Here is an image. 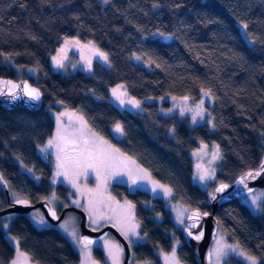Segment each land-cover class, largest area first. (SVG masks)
<instances>
[{
	"label": "trees",
	"instance_id": "obj_1",
	"mask_svg": "<svg viewBox=\"0 0 264 264\" xmlns=\"http://www.w3.org/2000/svg\"><path fill=\"white\" fill-rule=\"evenodd\" d=\"M67 37L93 41L109 55L110 66L97 62L89 73L55 69L52 56ZM4 57L35 74L20 75ZM0 77L29 79L44 98L37 111L0 106V172L12 197L35 202L52 191L51 167L37 147L54 132L48 109L58 104L80 110L91 130L135 158L171 187L174 201L191 209L211 210L209 191L193 174L191 150L199 142L216 143L221 150L219 183H232L264 156V0H0ZM119 84L139 100L191 99L208 92L210 120L190 126L160 115L157 103L146 104L142 113L121 109L108 100ZM32 167L38 178L26 172ZM56 189L66 199L71 193L63 184ZM111 190L115 199L135 205L145 237L133 246L136 261L162 264L159 252L171 251L178 240L180 261L198 264L164 199L121 183ZM0 201L8 205L1 186ZM215 215L227 239L264 264V201L254 213L236 198ZM3 225L0 217V264H7L15 248ZM8 232L37 264L80 261L67 236L55 227L36 226L27 215L10 221ZM95 255L101 258L97 250ZM223 264L244 262L230 255Z\"/></svg>",
	"mask_w": 264,
	"mask_h": 264
},
{
	"label": "rangeland",
	"instance_id": "obj_2",
	"mask_svg": "<svg viewBox=\"0 0 264 264\" xmlns=\"http://www.w3.org/2000/svg\"><path fill=\"white\" fill-rule=\"evenodd\" d=\"M62 49L63 51H61ZM97 49L100 52L106 53L91 40L67 37L52 56L53 66L55 69L63 72L64 74L77 69H81L88 73L92 72V67L97 62L106 66H110L109 55L106 53L108 59L105 61L98 55L94 54V51ZM54 57L62 58V67L57 66L56 61L53 59ZM89 60L91 61L90 68L88 64ZM3 61L11 66L14 65L11 58L4 57ZM15 69L20 75L35 74L34 69L23 68L17 65L15 66ZM120 85L123 84H119L111 88V93L108 100L121 109H128L135 113H142L145 111L146 104L157 103V112H159L160 115H163L164 117H177L180 120H186L190 126L203 124L210 120L209 107L213 104V97L208 92H202L198 97L187 100L177 97H163L160 99L148 98L145 100H139L133 97L123 85L122 90L127 93L126 99H134L140 102V106L135 107L129 103L121 105L119 101L112 96V89L117 88ZM96 97L101 98L99 96ZM201 101H203V104H201ZM48 110L51 114L52 120L54 121V132L44 144L37 147V153L39 156L42 154V152L47 153L50 156L49 166L51 167L52 174L50 177V187L52 191L47 199L53 204L54 207L66 204V198H64L65 200H63V198L59 199L57 198L58 195L56 194L59 193V191L56 189V186L62 183L69 189V192H71L67 197V199H69L67 200L68 203L84 209L89 214L90 227L100 229L106 225V223H112L127 238L133 247L138 242H143L145 237L140 232V225L136 217V208L132 201L126 198L119 200L113 197L111 187L114 183H121L129 186V189L131 190L143 189L148 191L153 197H160L164 199L167 208L171 212V216L176 227L183 231V229L187 226V216L191 208L185 204H181L173 200V193L170 186L155 179V177L147 168L142 166L135 158L119 149L112 142V140L105 138L91 130L86 117L80 110L59 104L55 106V108ZM58 127L61 129L62 135L66 137L68 143H61L59 148L55 144L52 147H47L49 140L56 136ZM115 133L118 135L121 134V132L116 131V126ZM92 135L103 138V140L107 141L110 146L118 149L124 157L130 158L128 162V169L131 170L132 174H128V169L121 168L119 169L120 174L108 175L104 169H101V176L108 175L106 186L104 185L103 181L97 177L96 172L92 169H88L86 174L78 175V173L83 171V167L75 166L72 163V158L78 155L76 149H82L84 146V141L90 139ZM169 135H171V133ZM213 153H218V158L213 159ZM221 155V150L216 143L211 144L208 142H199L191 150V156L193 158L194 179L202 188L207 189L209 193L214 192L215 187L219 183L217 180V171L218 165L221 161ZM61 162H64L66 165L64 169H61V171H67V176L57 175V166ZM24 169L25 168H23V170ZM25 170L30 176L38 178L35 175L34 167L27 168ZM141 170L146 171L147 178H144V173ZM111 171L114 170H109V172ZM201 175H204L205 179H200ZM133 179L136 180L135 184L132 182ZM154 182H158L160 185L165 186V188L170 189V194L164 192L159 187H155ZM154 187L155 190H153ZM12 198L16 199L17 197L13 196ZM241 199L254 213H259L262 209V204L264 201V189H257L241 197ZM128 202L134 206L131 209V214H129V209L126 206ZM3 205L4 203L0 201V210L7 207H3ZM17 215L18 214L8 213L5 216H0L1 221L3 220L4 224L7 225V227L3 226L6 236L15 248L14 257L7 264H36L29 258L30 256L20 248L18 240L8 232L10 221H12ZM30 216L34 224L38 227H47L49 224L48 221L44 219L42 212L39 209L35 210ZM41 221H43V223ZM181 221H183V223H181ZM132 224L137 225L135 234L128 231ZM56 228L65 236H67L73 247L79 253L80 261L78 264H93V262H95V264H114L113 257L109 255V252L111 251L116 253L117 249L120 250L118 253L119 264H123L124 248L118 243L112 234H108L94 246L84 247L80 244V218L74 211H69ZM217 240L220 241L221 247L229 245L231 246V248L225 247L227 255L221 258L220 264H223L230 255H234L242 259L244 264H252V261L248 259V257L251 256L240 250L235 244L231 243L227 239L225 233H223L220 229L218 230L217 238L214 242L212 250L217 246ZM178 244L179 242L176 240L171 251L159 252L162 264H169V260L167 258L171 256L173 251H175L176 257L180 264H183L178 257ZM233 248H235L236 251H233ZM95 250L99 251L101 258L96 257ZM241 253H243V255H241ZM136 263L149 264L143 261H137ZM212 264H216L215 257H212ZM256 264H258L257 260Z\"/></svg>",
	"mask_w": 264,
	"mask_h": 264
},
{
	"label": "water",
	"instance_id": "obj_3",
	"mask_svg": "<svg viewBox=\"0 0 264 264\" xmlns=\"http://www.w3.org/2000/svg\"><path fill=\"white\" fill-rule=\"evenodd\" d=\"M170 40L171 35H166L165 41ZM0 81H11L13 84L19 85V89H13V91L16 92L15 98L7 94L0 95V106L10 110L24 107L31 111H37L42 108L44 103L43 93L41 89L32 84L29 79L15 80L8 77H0ZM26 85L31 88L39 89L40 98L38 100L32 99L23 93L22 89ZM11 87V84L4 85L0 83V90L5 93H7ZM41 159L48 161L47 154L42 153ZM262 164H264V156L257 167L240 174L232 183H218L214 192L208 193L207 196L206 204L211 207L210 211H202L198 208L189 210L187 216V226L183 229L182 235L185 242L194 250L195 258L198 264H212V258H209V253L212 251V247L219 230L218 219L215 215L218 208L223 203L236 198H241L257 189H264V169L261 168ZM250 172L252 173V176H246V174ZM257 173H259V175H257ZM242 177H245L244 184L238 183ZM221 185H227V187L224 188L222 192H218L217 189L220 188ZM0 186L4 189L11 202L10 205L0 210V216L8 213L26 214L36 210L37 208H41L45 218L53 225H56L64 219L65 214L68 211L74 210L80 215L79 239L82 246L89 247L96 245L102 238L106 237L109 233H112L118 239L119 244L124 248L123 263L136 264L134 262V254L131 244L114 224L109 223L100 229H95L90 227V216L84 209L77 206H66L60 213H58L56 208L47 198L41 199L35 203H32L31 200L24 197L11 200L8 183L1 172ZM249 189H251V191H249ZM17 200L24 201L25 203H17ZM53 212L55 213L54 216L52 215ZM196 212L200 213V219L196 222L197 226L190 229L189 225L193 224L190 216ZM204 213H208V215H204ZM190 231L192 233L191 235H189ZM199 233H203L202 238L200 240H196L195 236ZM85 239L92 241V243L85 244Z\"/></svg>",
	"mask_w": 264,
	"mask_h": 264
},
{
	"label": "snow or ice",
	"instance_id": "obj_4",
	"mask_svg": "<svg viewBox=\"0 0 264 264\" xmlns=\"http://www.w3.org/2000/svg\"><path fill=\"white\" fill-rule=\"evenodd\" d=\"M245 28H247V25H244ZM63 51V49L61 50ZM94 54L98 55L101 57L103 60L107 61L108 57L106 53L100 52L98 49L94 51ZM56 61L57 66L62 67V62L60 57H54L53 58ZM139 59V57H137ZM89 68L91 67V61H88ZM0 83L4 85H9L11 84L12 87L8 90L7 93L3 92L0 90V95H10L15 98L16 92L13 91V89H19V85L13 84L11 81H0ZM123 85L118 86L117 88L112 89V96L115 97L116 100L119 101L121 105L125 103H129L134 105L135 107L140 106V102L136 101L134 99H126L127 93L122 90ZM23 93L27 96H29L32 99L38 100L40 98V92L39 89L31 88L30 86H25L22 89ZM185 100L188 98L185 97ZM201 104H203V101H201ZM199 107V106H198ZM199 114V113H197ZM116 131L117 132H123V128L121 125L117 124L116 126ZM61 143H68L66 137L62 135L61 129L58 127L57 128V133L56 136L49 140L47 147H52L54 144L59 148ZM76 151L78 152V155L74 158H72V163L77 166V167H83V171L78 173L79 174H86L88 169H92L96 172V175L98 178H100L104 185L106 186L107 184V179L108 175H118L120 174L119 169L124 168L128 169V162L130 158L124 157L123 154L119 152L118 149H115L114 147L110 146L107 141H104L103 138L98 137L96 135H92L90 139L84 141V146L82 149L77 148ZM218 158V153H213V159ZM59 159V157H58ZM134 163V162H133ZM58 171L57 175H64L67 176L68 173L67 171H61V169H64L66 167L64 162H61L58 164ZM199 167V166H198ZM261 168L264 169V164L261 165ZM101 169H104L105 172L108 173V175L101 176ZM109 170H114L109 172ZM144 173V178H147V173L145 170H141ZM128 174L131 175V170L128 169ZM259 175V173H257ZM246 176H252V173H247ZM200 179H205L204 175L200 176ZM245 177H242L241 180L238 182L240 184H244ZM134 184L136 183V180L133 179L132 181ZM155 187H159L162 189L164 192L169 193L171 192L170 189L165 188V186L160 185L158 182H154ZM246 186V185H245ZM155 187L153 190H155ZM227 185H221L220 188L217 189L218 192H222L224 188H226ZM251 191V189H249ZM255 199V198H254ZM17 203H25L24 201L17 200ZM127 208L129 209V214H131V209L134 207L131 205L130 202L127 203ZM52 215L54 216L55 213L53 212ZM204 215H208V213H204ZM190 219L193 221V224L189 225V228H194L197 226L196 222L200 219V213L196 212L193 213L190 216ZM43 223V221H41ZM183 223V221H181ZM4 227H7V225H3ZM137 225L132 224L128 231L132 232L135 234V229ZM191 231L189 232V235H191ZM203 233H199L195 236L196 240H200L202 238ZM85 244H91L92 241L86 240L84 241ZM228 248H231V246H225ZM225 247L220 246V241L217 240V246L213 248V250L209 253V258L215 257L216 258V264H220L221 258L225 255H227L225 251ZM233 251H236L235 248L232 249ZM119 249H117L116 253L109 252V255L113 257L114 264H119V259H118V253ZM243 255V253H241ZM169 260V264H180L179 260L176 257L175 251L172 252L171 256L167 258ZM249 260L252 261V264H256V260L254 257H248ZM95 264V262H93Z\"/></svg>",
	"mask_w": 264,
	"mask_h": 264
},
{
	"label": "flooded vegetation",
	"instance_id": "obj_5",
	"mask_svg": "<svg viewBox=\"0 0 264 264\" xmlns=\"http://www.w3.org/2000/svg\"><path fill=\"white\" fill-rule=\"evenodd\" d=\"M42 153H43V152H42ZM46 154H47V153H46ZM47 156H48V161H44V160H43V162H45L46 164H49V163H50V156H49L48 154H47ZM60 184H62V183H60ZM60 184H59V185H60ZM3 190H4V189H3ZM4 192H5V191H4ZM56 194L58 195L57 198H59V199L63 198L59 193H56ZM6 197H7V195H6ZM10 197H11V200H16V199H18V198H22V197H17L16 199H13L12 196H11V192H10ZM29 200H30V199H29ZM40 200H41V199H40ZM63 200H65V199L63 198ZM67 200H69V199H66V200H65V202H66L65 205L55 207L58 213H60V212L62 211V209L65 208L66 206H74V205L68 203ZM38 201H39V200H38ZM31 202H32V201H31ZM35 202H37V201H35ZM35 202H32V203H35ZM113 202H114V201H113ZM7 203H8V205H10V203H11L10 200L8 199V197H7ZM8 205H7V206H8ZM37 209L41 210L44 219H46L45 216H44V213H43L42 209H41V208H37ZM37 209H36V210H37ZM34 211H35V210H34ZM34 211H32V212H30V213L23 214V215H27V216H29V217L31 218L30 215H31ZM70 211H74V210H70ZM68 212H69V211H68ZM68 212H67V213H68ZM74 212H75L76 214H78L76 211H74ZM67 213H66V214H67ZM9 214H12V213H9ZM14 214H18V215H19L20 213H14ZM66 214H65V216H66ZM5 215H7V214H5ZM5 215H1V216H5ZM78 216H79V218H80V215H79V214H78ZM31 219H32V218H31ZM46 220H47V219H46ZM47 221H48V220H47ZM48 223H49V224L47 225V227H55V228H56V227L59 225L60 222H59L58 224H56V225H53V224L50 223L49 221H48ZM106 224H109V223H106ZM104 226H105V225H104ZM109 234H112V233H109ZM112 235H113V234H112ZM113 236H114V235H113ZM114 237H115V236H114ZM115 238H116V237H115ZM116 240L118 241L117 238H116ZM118 243H119V242H118ZM93 246H94V245H93ZM132 249H133V247H132ZM95 251H96V250H95ZM29 258L31 259V257H29ZM31 260H32V259H31ZM123 260H124V258H123ZM32 261H33V260H32ZM135 261H136V259H135V256H134V262H135ZM136 262H137V261H136ZM136 262H135V263H136ZM35 263H36V262H35ZM36 264H37V263H36ZM123 264H124V263H123ZM136 264H137V263H136Z\"/></svg>",
	"mask_w": 264,
	"mask_h": 264
}]
</instances>
